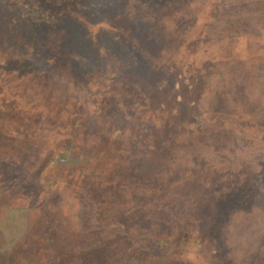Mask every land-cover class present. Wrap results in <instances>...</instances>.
Returning a JSON list of instances; mask_svg holds the SVG:
<instances>
[{
    "label": "rangeland",
    "instance_id": "rangeland-1",
    "mask_svg": "<svg viewBox=\"0 0 264 264\" xmlns=\"http://www.w3.org/2000/svg\"><path fill=\"white\" fill-rule=\"evenodd\" d=\"M132 7L146 15L152 2L136 0ZM172 13L177 15L173 20ZM164 16H169L164 27L170 31L164 29L163 44L170 41L167 45L175 49L149 57L156 69L148 74L151 83L161 80L171 87V104L160 99L156 104L155 88L143 84L146 74L131 69L127 76L138 87L134 99H139L141 117L127 118L118 139L113 135L106 145L70 152L61 144L53 165L49 152L26 149L20 155L26 173L19 186L1 169L11 170L15 182L17 151L9 143L0 152V264H121L123 259L141 264L142 237L135 231L141 218L159 225L154 210L141 215V182H157L165 189L164 201H183L187 218L190 204L206 202L198 191L191 194L187 179L211 183L214 190L223 187L208 197L219 232L205 235L200 253L191 259L264 264V0H192ZM143 44L136 40L134 45L140 54L148 49ZM175 115L182 118L180 124L165 134ZM168 177L173 179L166 188ZM242 193L250 196L239 206ZM160 254L149 262L177 264L170 253Z\"/></svg>",
    "mask_w": 264,
    "mask_h": 264
},
{
    "label": "trees",
    "instance_id": "trees-1",
    "mask_svg": "<svg viewBox=\"0 0 264 264\" xmlns=\"http://www.w3.org/2000/svg\"><path fill=\"white\" fill-rule=\"evenodd\" d=\"M133 1L136 0H0V152L9 143L17 151L13 160L15 182L13 172L1 167L8 181L19 183L18 186L22 183L20 176L26 171L20 155L26 149L49 152L48 160L53 165L58 158L53 152L63 149L62 145L63 150L70 152L92 148L94 144L106 145L113 135L118 139L127 118L141 117L139 99H134L138 87L127 76L131 69L146 74L143 84L148 82L155 88L152 96L156 104L162 103L160 100L171 104L175 99L170 94L171 87L161 85V80L151 83L152 73L148 72L156 68L151 67L154 61L149 57H164L175 49L167 45L170 41L166 48L163 44L164 29L170 31L164 27V19L169 16L164 15L172 12L174 6L188 7L192 0H139L152 2L146 15L141 16L132 9ZM136 40L146 41L143 45L148 49L140 54L134 46ZM142 89L148 96L147 86ZM144 97L141 90V98ZM193 112L190 114L198 113ZM181 120L177 115L170 117L165 134L176 129ZM141 125L146 123L141 121ZM167 161H173L172 156ZM170 179L173 177L167 178L166 188L170 187ZM184 183L191 194L198 191L206 200L194 208L190 204L192 215L187 218L183 216V201H164L165 189L158 188L157 182H141V215L154 210L159 222L155 226V222L146 223L141 218V229L135 231L141 232L142 237L141 264H154V255L165 252L177 264H197L191 254L200 253L205 235L219 232L212 218L216 209L208 197L210 193H222L223 187L218 184L214 190L211 183L202 185L203 182L188 179ZM248 196L242 193L238 205L246 202ZM208 206L209 211L204 212ZM205 226L212 231H205ZM125 260L120 263L125 264Z\"/></svg>",
    "mask_w": 264,
    "mask_h": 264
}]
</instances>
